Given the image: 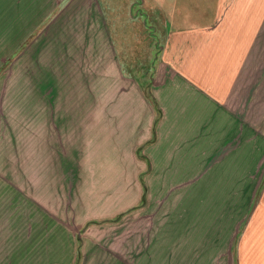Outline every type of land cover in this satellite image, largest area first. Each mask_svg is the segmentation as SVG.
<instances>
[{"label":"crops","instance_id":"obj_1","mask_svg":"<svg viewBox=\"0 0 264 264\" xmlns=\"http://www.w3.org/2000/svg\"><path fill=\"white\" fill-rule=\"evenodd\" d=\"M209 2L205 18L193 24H178L180 19H171L174 21L169 20L168 23L164 21V24L159 18L160 27L165 25L167 30L164 46H159L151 59V74L159 80H156L157 85L153 86L152 92L147 90L149 100L139 103L143 111L137 113L135 118L131 117L133 129L129 132L137 142L146 138L147 134L149 136L159 131L153 167L143 181L139 180L144 166L138 164L137 160H130L134 156L133 152L110 151L112 157L126 156L128 159L126 167L121 170L124 174L121 187L110 195L105 193L96 196L95 200H89L81 193V184L85 180L82 172H86L81 164H62L58 161L51 166L49 157L51 126L81 124V103L66 101L68 98L65 95L80 92L78 88L87 76L90 79L89 87H92V78L98 76L99 55H102L101 59L105 57L106 63L109 62L111 71L114 69V60L117 67L122 65L120 60L123 55L115 48L99 1H74V30L78 34L72 36L69 33L68 37L62 38L63 45L59 38L57 54L52 59L45 55H26L27 59L38 61L40 72L39 75L26 78L25 125L31 143V158L40 157L41 165L35 161L32 165H26L24 170H19L16 133L18 86L13 78L18 65L15 63L11 66L8 110L2 93L0 55V206L15 203L12 200L16 201L19 196L18 174L25 172L29 174L31 183L26 197L32 198L26 222L64 224L68 221L86 226L80 237L82 243L79 255L85 261L83 264H115L116 254L107 249L111 241L117 239L123 243L122 255L128 257L122 259V264H178L177 213L174 216L166 208L164 215H153L154 211L149 209L148 204H141L143 190L158 194L159 191L177 189L179 181L201 173L204 163L199 164L196 160L203 155V148L207 149V157L233 158L216 166L223 170L214 171V174L225 176L222 183H231L230 174L235 178V168L240 166V161L236 162V157L241 156L240 146L238 154L231 150L233 146L227 150H221L220 147L234 141L235 131L232 128L242 125L241 117L238 116L240 114H235V111L250 109L252 95L253 103H257L259 63H264V0H214L211 7ZM140 4L142 8L143 4L139 0L137 6ZM58 26L59 23L52 26L51 34ZM81 62L87 72L85 77L81 73V64L80 68L78 65ZM60 92L63 97L51 102L50 94ZM127 105L130 115L134 116L132 110L136 109L135 104L129 102ZM85 109L90 111L87 116L90 118L92 137L97 133L99 120L97 102H91ZM159 109L164 111L163 114L159 115ZM65 111H71L69 116L72 114L68 121L62 118ZM180 126L183 127L181 131L178 128ZM228 126L232 128L227 129ZM164 127H170L165 142L162 135L165 133ZM54 130L63 136L67 132L59 128ZM113 132L112 128L106 130L107 141L116 134ZM184 132L185 136H182ZM90 153L94 157L97 154L96 150ZM205 183L210 181L200 182L196 187L209 189V185L204 187ZM232 183L235 184V180ZM202 196L204 194L201 195L203 201ZM4 218L5 222L14 221V217ZM201 238L203 240L202 235ZM191 246L198 247L204 254L203 245ZM185 247H189L187 239Z\"/></svg>","mask_w":264,"mask_h":264},{"label":"rangeland","instance_id":"obj_2","mask_svg":"<svg viewBox=\"0 0 264 264\" xmlns=\"http://www.w3.org/2000/svg\"><path fill=\"white\" fill-rule=\"evenodd\" d=\"M74 1L0 0L2 93L8 110L11 66L15 63L18 65L13 79L17 81L18 86L16 133L19 170H24L26 165H32L35 161L41 165L40 157L31 158V143L25 125L26 78L39 75L40 72L37 67L38 61L27 59L26 55H45L52 59L57 54L59 38L63 45L62 38L68 37L69 33L72 36L78 34V31L74 30L76 17L73 11ZM98 1L104 11L115 48L123 55L120 60L122 65L117 67L114 60V69L111 71L109 62L106 63L105 57L101 59L102 55H99L98 76L92 78V87H89L90 79L87 76L82 79L78 88L80 92L65 95L68 98L66 101L81 103L83 107L81 124L51 126L49 157L51 166L61 161L62 164L78 163L82 169H86L85 173L82 172L85 183L81 184L83 186L81 193L89 200H95L96 196L105 193L110 195L121 187L124 177L121 170L126 167L128 159L126 156L112 157L110 152L112 150L133 152L134 156L130 160H137L138 164L144 166L139 174V180L143 181L152 169L155 161L154 147L158 143L159 131L156 130L153 135L147 134L146 138L137 142L132 139L129 132L133 129L131 117L135 118L137 113L143 111V106L140 107L139 103L149 100L147 90L152 92L153 86L157 85L156 80H159L151 74L152 54L154 51L158 52L159 46H164L167 31L165 25L163 28L160 27L159 18L163 23L180 19L178 24H193L205 18L209 2V0H140L143 4L141 8V4L137 6L139 0ZM213 1L210 0L209 7ZM89 2L90 0H87V3ZM57 23L59 26L51 34L52 26ZM65 27L67 30L63 31ZM80 64L82 68V62L78 63L79 68ZM82 70V76L85 77L87 72L83 68ZM258 75L257 103H253L252 95L250 109L235 111V114H240L238 116L241 117L242 125L233 128L228 126L227 129L232 128L235 131V139L220 147L221 150H227L233 146L231 150L238 154L240 146L241 156L236 157V162L240 161V166L235 168V178L230 174L231 183H222L225 176L220 173L214 174V171L223 170L216 166L223 161H232L233 158L207 157V149L203 148L204 156L201 155L196 160L199 164L204 163L201 173L189 175L187 179L179 181L177 189L159 191L158 194L152 190H143L141 204H148L149 209L154 211L153 215L157 213L164 215L167 212L166 208L168 213L174 216L177 213L178 264H264V63H259ZM95 82L96 86L93 84ZM62 97L61 92L51 93L50 101H58ZM93 101L98 105L99 120L97 133L91 137L92 127L87 116L90 111L85 108ZM129 102L135 104L136 109L132 110L134 116H131L130 110L127 109ZM159 110V115L163 114L164 111ZM52 112L51 108V114ZM70 112L65 111L62 118L68 121L72 115L69 116ZM13 128L12 125V131ZM58 128L67 131L64 136L54 130ZM108 128H112L113 134H116L107 141L105 133ZM169 128L164 127L165 133H162L164 142L169 137L167 135ZM178 128L179 131L183 129L181 126ZM182 136H185V132ZM37 145L39 147V143ZM38 150L40 151V147ZM91 150H96L95 157L91 156ZM18 177L17 200H12L15 202L12 205L0 206V264L85 263L79 254L82 243L80 237L84 234L86 226L74 225L68 221L64 224L27 223L26 216L32 202V198L26 197L27 188L31 186L28 179L30 176L24 172L19 173ZM205 180L210 181L204 184V187L209 185V189L196 187ZM234 180L235 184L232 183ZM230 186L235 188H227ZM66 205L68 208V199ZM4 217H14L12 219L14 221L5 222ZM206 225L208 228H205ZM197 236L200 237L197 239ZM186 239L189 243L188 248L185 247ZM122 244V240L117 239L115 242L111 241L110 248L107 249L116 254L115 264H122V259L128 258L122 255L124 249ZM191 244L203 245L204 254L196 246L191 248Z\"/></svg>","mask_w":264,"mask_h":264}]
</instances>
